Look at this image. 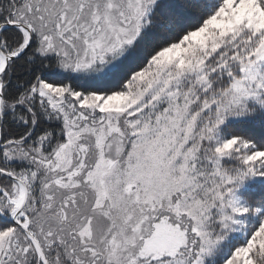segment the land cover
<instances>
[{"label": "snow or ice", "instance_id": "obj_1", "mask_svg": "<svg viewBox=\"0 0 264 264\" xmlns=\"http://www.w3.org/2000/svg\"><path fill=\"white\" fill-rule=\"evenodd\" d=\"M0 264H264V0H0Z\"/></svg>", "mask_w": 264, "mask_h": 264}]
</instances>
